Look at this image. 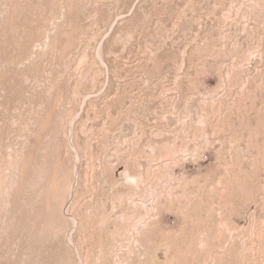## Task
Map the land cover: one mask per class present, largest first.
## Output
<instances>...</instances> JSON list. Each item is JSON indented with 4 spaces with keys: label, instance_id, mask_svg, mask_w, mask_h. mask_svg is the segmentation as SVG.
Segmentation results:
<instances>
[{
    "label": "rangeland",
    "instance_id": "obj_1",
    "mask_svg": "<svg viewBox=\"0 0 264 264\" xmlns=\"http://www.w3.org/2000/svg\"><path fill=\"white\" fill-rule=\"evenodd\" d=\"M0 264H264V0H0Z\"/></svg>",
    "mask_w": 264,
    "mask_h": 264
},
{
    "label": "clouds",
    "instance_id": "obj_2",
    "mask_svg": "<svg viewBox=\"0 0 264 264\" xmlns=\"http://www.w3.org/2000/svg\"><path fill=\"white\" fill-rule=\"evenodd\" d=\"M126 182L128 183H135V179L132 177H126Z\"/></svg>",
    "mask_w": 264,
    "mask_h": 264
}]
</instances>
